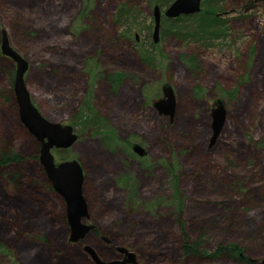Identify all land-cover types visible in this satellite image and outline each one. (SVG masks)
Instances as JSON below:
<instances>
[{"label":"rangeland","instance_id":"374dc122","mask_svg":"<svg viewBox=\"0 0 264 264\" xmlns=\"http://www.w3.org/2000/svg\"><path fill=\"white\" fill-rule=\"evenodd\" d=\"M120 1L0 0V32L27 61L23 79L33 104L76 133L69 146L50 152L54 161H79L82 222L95 227L68 240L64 200L38 160V141L18 118L13 61L0 53V156L17 154L0 165V264H95L84 247L101 262L116 260L115 248L123 247L137 264H260L264 0H219L226 8L217 14L229 28L206 46L159 26L150 46L152 7L126 0L137 11L117 21ZM163 82L173 92L171 117L152 104ZM215 98L225 118L210 143ZM85 105L112 139L71 123ZM11 172L18 173L13 184ZM184 236L198 256L182 253ZM218 245H235L245 261L207 257Z\"/></svg>","mask_w":264,"mask_h":264},{"label":"water","instance_id":"95a60500","mask_svg":"<svg viewBox=\"0 0 264 264\" xmlns=\"http://www.w3.org/2000/svg\"><path fill=\"white\" fill-rule=\"evenodd\" d=\"M201 1L170 0L162 12L157 4H153L152 41H156L160 13L166 17L191 14L199 11ZM0 53L8 56L13 61L12 92L18 118L27 131L38 141V160L43 166L53 190L58 192L64 200L66 222L70 229L68 240L73 242L81 238L89 228V226L80 222L86 211L81 190L83 179L82 167L76 158L54 161L50 148L69 146L75 140L76 133L70 123L48 119L33 104L23 79V74L27 68V61L8 43L3 30L0 32ZM160 92L161 95L152 104L159 113L168 114L171 117L174 105L172 88L167 82H163L160 85ZM210 118L211 131L209 142L211 143L218 134L225 118V108L219 98H215L212 102ZM131 149L138 155H142L145 152L143 146L137 142L131 143ZM84 249L90 253L95 264H137L133 259V254L123 247L117 248L118 252L124 254L123 259L109 262L97 260L90 249L87 247H84ZM260 264H264V258L260 260Z\"/></svg>","mask_w":264,"mask_h":264},{"label":"trees","instance_id":"16d2710c","mask_svg":"<svg viewBox=\"0 0 264 264\" xmlns=\"http://www.w3.org/2000/svg\"><path fill=\"white\" fill-rule=\"evenodd\" d=\"M140 1H143L146 5L151 7L153 6V4H157L160 9L162 6L165 7L170 2V0ZM218 1L219 0L201 1V3H206V5L209 7V10L211 11L212 9L215 14H211L209 10L201 11V7L197 12L191 14H181L175 17H166L162 14L159 19L160 30L179 39L205 41L207 43H204V46H206L211 42L213 38L222 37L225 33H227V29L229 28V26H227L226 24L227 17H222L217 14L221 12L222 9L226 8L224 2V4H220V2ZM136 11L137 8L132 5V3H129L126 0H122L117 4L114 19L117 21L122 19V21H124L130 16H133L134 12ZM150 44V46H153V41H150ZM140 56L142 59L147 60L148 62H150V60L153 58L152 56H150L149 51L145 50L140 51ZM185 59V57H181V60L184 63L186 62ZM71 123L79 124L80 126L85 128L91 127V132L93 134L105 132V137L112 139L111 129L100 118L97 111L89 105H85L83 108L80 107L75 115H73ZM15 159H17V154L10 153L1 155L0 165H5L6 163L14 161ZM17 174V172H11L9 174L8 181L10 182V184H13V182H15L14 180L16 179ZM235 248H237L235 245H218L210 254L207 255V257L225 256L228 258H232L238 262H244V258L239 253H236ZM180 249L182 253L187 256H198V254L201 252L198 246H196V243H193V241H191L187 236L183 237Z\"/></svg>","mask_w":264,"mask_h":264},{"label":"flooded vegetation","instance_id":"af4514ba","mask_svg":"<svg viewBox=\"0 0 264 264\" xmlns=\"http://www.w3.org/2000/svg\"><path fill=\"white\" fill-rule=\"evenodd\" d=\"M162 15V13H160V16ZM159 19H160V17H159ZM132 143V142H131ZM131 143L129 144V147L131 148ZM132 150V149H131ZM61 160V159H60ZM81 190H82V186H81ZM84 203H85V200H84ZM85 210H87L86 209V205H85ZM86 214H87V211H85V215L81 218V220H80V222L82 223V224H84V225H87V226H89V228L87 229V231H92V230H94V226L92 225V224H85V223H83L82 222V219L84 218V217H86ZM64 216H65V207H64ZM65 219H66V217H65ZM67 223V222H66ZM67 226H68V224H67ZM68 232H70L69 230V226H68ZM86 231V232H87ZM117 248L118 247H116L115 248V251H117ZM130 252V251H129ZM90 254V253H89ZM133 254V253H132ZM115 257H116V260H122L123 259V257H124V254L122 253V252H118L117 251V253H115ZM133 259L134 260H136V257L134 256V254H133ZM136 262V261H135Z\"/></svg>","mask_w":264,"mask_h":264}]
</instances>
